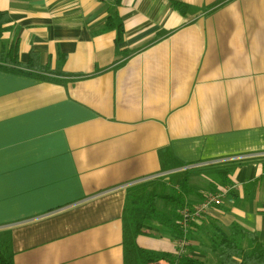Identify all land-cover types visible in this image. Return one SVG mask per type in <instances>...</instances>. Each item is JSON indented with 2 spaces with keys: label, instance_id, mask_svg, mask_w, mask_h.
I'll use <instances>...</instances> for the list:
<instances>
[{
  "label": "crops",
  "instance_id": "obj_1",
  "mask_svg": "<svg viewBox=\"0 0 264 264\" xmlns=\"http://www.w3.org/2000/svg\"><path fill=\"white\" fill-rule=\"evenodd\" d=\"M171 1L0 0V61L66 73L0 70V231L14 264H124L127 187L188 166L190 206L236 185L201 220L264 242V0H177L185 13ZM113 11L119 44L103 29ZM169 159L179 166L163 170ZM162 230L138 244L178 253Z\"/></svg>",
  "mask_w": 264,
  "mask_h": 264
},
{
  "label": "trees",
  "instance_id": "obj_2",
  "mask_svg": "<svg viewBox=\"0 0 264 264\" xmlns=\"http://www.w3.org/2000/svg\"><path fill=\"white\" fill-rule=\"evenodd\" d=\"M121 2L122 0H115V5ZM171 3L182 13H185L189 7L177 0H172ZM4 18L6 14L0 12V33ZM103 29L116 30L117 44L123 40L124 24L115 11L109 15ZM131 53L133 52L128 50L124 54ZM0 70L25 73L50 82H66L61 78L66 75L62 69L42 67L38 63L22 65L16 59H4L0 61ZM77 78L81 76L73 77V79ZM178 166L179 163H171L169 159L162 169L168 170ZM183 172L185 176L178 185L179 190L162 181L163 176L145 179L127 187L122 215L124 264H155L160 261L168 264H205L203 256L207 253H210L219 264H264V242L260 240L257 231L250 230L237 221L226 225L212 217L204 218L199 223L193 222L186 235L189 243L198 241L205 244L207 253L199 251V254H193L194 248L187 246L184 253L175 254L144 248L138 244L137 238L140 235L150 234L154 229L159 231L160 228H166L177 240L184 236L179 210L188 205L191 188L190 170L185 169ZM171 174L168 175L172 177ZM227 174L228 172L221 173L223 177ZM0 264H14L12 238L6 231H0Z\"/></svg>",
  "mask_w": 264,
  "mask_h": 264
},
{
  "label": "built area",
  "instance_id": "obj_3",
  "mask_svg": "<svg viewBox=\"0 0 264 264\" xmlns=\"http://www.w3.org/2000/svg\"><path fill=\"white\" fill-rule=\"evenodd\" d=\"M231 158L222 159L221 161H225ZM194 166H188L187 169L192 168ZM156 176H151L147 178H143L142 180L149 179ZM139 180V181H142ZM137 181V182H139ZM236 187V185H225L221 189L210 192L207 194L200 202L197 204L190 206L186 205L182 207L179 210V214L181 215L180 225L184 231V236L179 239V254H182L187 249V246L189 245V241L186 237V235L189 232V229L191 227V224L193 222H197L201 220L204 215L209 211V209L220 206L224 199L227 197V195Z\"/></svg>",
  "mask_w": 264,
  "mask_h": 264
},
{
  "label": "rangeland",
  "instance_id": "obj_4",
  "mask_svg": "<svg viewBox=\"0 0 264 264\" xmlns=\"http://www.w3.org/2000/svg\"><path fill=\"white\" fill-rule=\"evenodd\" d=\"M185 176L183 171H179V173H176L175 175H172V177L165 175L162 177V181L166 182L167 184H171V186H173L174 189L179 190L178 185L180 183V181L182 180V178ZM163 228H160L159 231L158 230H153L150 234H149V238L151 239H156L159 238L160 236H164V232L162 230ZM159 235V236H158ZM218 264V263H217Z\"/></svg>",
  "mask_w": 264,
  "mask_h": 264
}]
</instances>
